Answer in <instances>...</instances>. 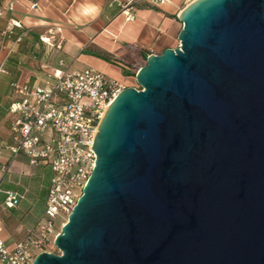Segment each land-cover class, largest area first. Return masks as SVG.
Returning a JSON list of instances; mask_svg holds the SVG:
<instances>
[{"label": "water", "instance_id": "obj_1", "mask_svg": "<svg viewBox=\"0 0 264 264\" xmlns=\"http://www.w3.org/2000/svg\"><path fill=\"white\" fill-rule=\"evenodd\" d=\"M105 109L82 194L31 264H264V0H192Z\"/></svg>", "mask_w": 264, "mask_h": 264}, {"label": "crops", "instance_id": "obj_2", "mask_svg": "<svg viewBox=\"0 0 264 264\" xmlns=\"http://www.w3.org/2000/svg\"><path fill=\"white\" fill-rule=\"evenodd\" d=\"M123 1L0 0V162L9 166L0 188L19 197L17 207L0 209V239L7 245L24 238L41 216L30 213L33 197L43 185L40 169L51 173L49 165H30L24 155L13 157L6 149L13 120L8 108L16 98L11 83L43 85L47 73L62 60L65 69L92 67L125 86H137L132 80L146 57L179 43L182 0H136L131 20L121 12ZM10 18L19 20L21 27H14L1 42V32ZM49 181L50 176L46 191Z\"/></svg>", "mask_w": 264, "mask_h": 264}, {"label": "built area", "instance_id": "obj_3", "mask_svg": "<svg viewBox=\"0 0 264 264\" xmlns=\"http://www.w3.org/2000/svg\"><path fill=\"white\" fill-rule=\"evenodd\" d=\"M135 1L122 2L121 12L127 20L135 16ZM149 1L163 3L167 0ZM12 7L10 4L9 9ZM14 27H21V22L10 18L1 32V42ZM63 65L61 60L59 67L47 73L43 85L11 83L16 98L8 108L13 120L6 149L13 157L24 155L30 165L39 162L49 165L52 174L43 214L32 229L12 245L0 239V264H31L38 253L55 252L54 238L82 194L94 167L96 155L92 144L98 123L109 103L125 87L95 68L68 70ZM8 169L7 163L0 162V183ZM0 192L3 193L0 209L17 207L19 197L14 191L0 188ZM56 219H59L57 228Z\"/></svg>", "mask_w": 264, "mask_h": 264}, {"label": "rangeland", "instance_id": "obj_4", "mask_svg": "<svg viewBox=\"0 0 264 264\" xmlns=\"http://www.w3.org/2000/svg\"><path fill=\"white\" fill-rule=\"evenodd\" d=\"M192 0H182L180 3V8L182 9L183 7H185L188 3H190ZM133 84H137L135 79L133 78L132 80ZM51 174L49 175V173L46 171V169H40V176H41V181H42V187L39 188L38 190H36L35 194H34V201H33V205H32V209H31V215L33 217H38L40 215H42L43 211H44V202H45V198H46V182L47 179L49 178V176L51 177ZM38 177V176H37ZM25 204V202H24ZM55 224H56V228L59 226V219L55 220ZM55 252H58L57 248L55 249Z\"/></svg>", "mask_w": 264, "mask_h": 264}, {"label": "trees", "instance_id": "obj_5", "mask_svg": "<svg viewBox=\"0 0 264 264\" xmlns=\"http://www.w3.org/2000/svg\"><path fill=\"white\" fill-rule=\"evenodd\" d=\"M138 86V85H137Z\"/></svg>", "mask_w": 264, "mask_h": 264}]
</instances>
